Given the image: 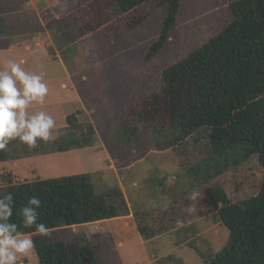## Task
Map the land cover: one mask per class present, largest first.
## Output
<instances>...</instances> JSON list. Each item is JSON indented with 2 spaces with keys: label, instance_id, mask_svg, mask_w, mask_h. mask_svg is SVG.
I'll list each match as a JSON object with an SVG mask.
<instances>
[{
  "label": "trees",
  "instance_id": "obj_1",
  "mask_svg": "<svg viewBox=\"0 0 264 264\" xmlns=\"http://www.w3.org/2000/svg\"><path fill=\"white\" fill-rule=\"evenodd\" d=\"M182 0H87L72 11L49 20L56 48L68 63L77 52L76 43L92 35L106 45L125 38L140 27L156 10L164 8L159 37L147 56H157L168 44L179 22ZM230 8L235 19L208 43L163 73V89L143 102L123 108L113 120V131L129 140L143 130L170 133L181 167L201 177L185 196L163 208L136 214L137 228L146 239L165 235L218 210L229 228L228 245L209 264H264V179L258 194L232 202L220 183L201 195L200 185L217 179L241 163L258 156L264 167V0H234ZM119 13L121 15H119ZM8 20L0 15V36L10 35ZM10 42H13L10 39ZM64 131L49 142L38 140L33 149L18 138L0 150V162L95 146L98 132L85 124L79 112L69 114ZM11 222L18 231L31 235L41 264H99L93 244L51 235L42 236L35 228L22 226L17 211L36 196L41 200L39 223L50 232L63 226L126 217L131 214L128 199L117 187L100 193L92 172L56 178H39L13 184ZM197 191V201L189 195ZM206 201L212 207L206 205ZM189 206L196 209L189 212ZM182 221V226L177 221Z\"/></svg>",
  "mask_w": 264,
  "mask_h": 264
},
{
  "label": "rangeland",
  "instance_id": "obj_2",
  "mask_svg": "<svg viewBox=\"0 0 264 264\" xmlns=\"http://www.w3.org/2000/svg\"><path fill=\"white\" fill-rule=\"evenodd\" d=\"M232 1L182 0L176 29L168 44L151 60L147 56L159 37L166 15L164 8L112 45L92 35L81 38L76 43L75 56L67 64L51 32L43 27L87 0H0V15L7 18L11 32L0 36V46L35 45L30 49L25 44L0 51V69L13 61L28 72L45 73L43 82L48 93L44 103L34 102L28 113L44 111L51 115L55 120L54 138L67 126V116L76 112L83 123H93L98 132V143L93 147L0 162V197L7 194L10 182L6 177L11 172L13 184L92 172L98 192L122 188L131 214L59 227L50 232L52 237L72 242L86 238L97 251L99 264H209L230 238V230L218 210L151 239L141 235L135 220L138 213L169 206L185 196L201 177L183 170L168 141L169 132L140 130L138 136L129 140L113 131V118L123 108L161 92L165 69L220 34L235 19L230 8ZM263 179L264 167L254 156L197 188L207 197L208 188L220 183L232 202H239L258 194ZM206 205L212 207L208 201ZM20 238L32 240L31 235ZM17 264H41L34 246L26 256L18 257Z\"/></svg>",
  "mask_w": 264,
  "mask_h": 264
},
{
  "label": "clouds",
  "instance_id": "obj_3",
  "mask_svg": "<svg viewBox=\"0 0 264 264\" xmlns=\"http://www.w3.org/2000/svg\"><path fill=\"white\" fill-rule=\"evenodd\" d=\"M42 67V66H41ZM45 73L40 71L31 73L23 69L20 63L8 61L0 69V150H4L11 140L19 139L29 149L38 146V140L49 142L54 139L52 132L55 120L44 111L29 114L28 108L35 102L44 103L48 87L43 82ZM200 193L193 191L189 200L197 201ZM13 194L8 193L0 197V264H17L19 256H26L33 248L30 238H20L18 225L11 222L14 210ZM41 207V200L32 196L23 205L17 216L25 228H35L42 236L50 235V229L39 223L37 209ZM164 210H167L165 205ZM188 211L195 212L189 206ZM182 226V221H177Z\"/></svg>",
  "mask_w": 264,
  "mask_h": 264
},
{
  "label": "crops",
  "instance_id": "obj_4",
  "mask_svg": "<svg viewBox=\"0 0 264 264\" xmlns=\"http://www.w3.org/2000/svg\"><path fill=\"white\" fill-rule=\"evenodd\" d=\"M39 34H41V33H39ZM36 39H38V38H36ZM35 40V39H34ZM26 44V48L27 49H30V48H32L33 47V43H32V45L31 44H27V43H24V44H22V43H19L18 45L15 43V45L14 46H18V47H21V46H23V45H25ZM14 46H10V47H8V46H0V51H6L7 49H10L11 47L13 48ZM35 46V45H34ZM45 49V48H44ZM45 54L46 55H48L49 56V52H48V50L47 49H45ZM26 60V58L23 56L22 57V62H24ZM91 147H93V146H91ZM80 149H82V148H80ZM75 150H78V149H75ZM68 152V151H67ZM59 153V152H58ZM45 155V154H44ZM32 158V157H31ZM23 159H26V158H23ZM20 160V159H19ZM14 161H16V160H14ZM106 221V220H105ZM100 222V221H99ZM92 223H94V222H92ZM22 235H24V234H22ZM32 238V237H31Z\"/></svg>",
  "mask_w": 264,
  "mask_h": 264
}]
</instances>
